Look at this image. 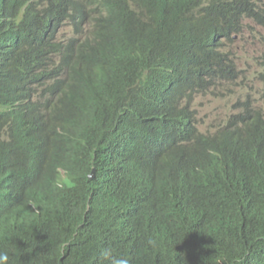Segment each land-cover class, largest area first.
I'll use <instances>...</instances> for the list:
<instances>
[{
  "label": "clouds",
  "instance_id": "clouds-1",
  "mask_svg": "<svg viewBox=\"0 0 264 264\" xmlns=\"http://www.w3.org/2000/svg\"><path fill=\"white\" fill-rule=\"evenodd\" d=\"M263 63L264 0H0V264H81L94 207L98 264H208L217 206L264 264Z\"/></svg>",
  "mask_w": 264,
  "mask_h": 264
},
{
  "label": "trees",
  "instance_id": "trees-1",
  "mask_svg": "<svg viewBox=\"0 0 264 264\" xmlns=\"http://www.w3.org/2000/svg\"><path fill=\"white\" fill-rule=\"evenodd\" d=\"M216 53L219 54L220 51L217 50ZM210 216L209 223L215 232V241L213 257L208 264H215V261L218 258L223 257L228 251H237L245 245V243L251 239L252 232L244 228L245 226L241 224L237 218L226 216L218 206L215 207V209H211ZM60 224L61 223H57L51 227V232L46 236H43L39 241L48 250L53 249L56 239L60 237V232L57 229ZM106 224V214L101 213L100 211L96 212L94 207L88 219V230L85 232L87 240L81 249L83 260L81 264H98L97 262L98 257H100V252L89 245V240L95 238L99 229L101 230L103 227H106ZM37 230L38 228L32 225H27L20 228L18 232L3 234V240L0 242V247L3 250L8 251L10 249L17 250L30 246V242L34 240L35 237L41 235L39 233L36 234ZM53 261H55V259L52 261L49 260L48 262L50 263Z\"/></svg>",
  "mask_w": 264,
  "mask_h": 264
},
{
  "label": "rangeland",
  "instance_id": "rangeland-1",
  "mask_svg": "<svg viewBox=\"0 0 264 264\" xmlns=\"http://www.w3.org/2000/svg\"><path fill=\"white\" fill-rule=\"evenodd\" d=\"M256 56V49L253 47V46H250L247 48V51L245 52V57L248 59V60H251L252 58H254ZM253 69H258L257 66H253Z\"/></svg>",
  "mask_w": 264,
  "mask_h": 264
},
{
  "label": "bare ground",
  "instance_id": "bare-ground-1",
  "mask_svg": "<svg viewBox=\"0 0 264 264\" xmlns=\"http://www.w3.org/2000/svg\"><path fill=\"white\" fill-rule=\"evenodd\" d=\"M218 44V43H217ZM221 44H225V42H223V43H221ZM263 65H264V63H263Z\"/></svg>",
  "mask_w": 264,
  "mask_h": 264
}]
</instances>
